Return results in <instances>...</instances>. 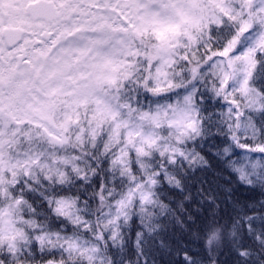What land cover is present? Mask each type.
<instances>
[{"label": "snow or ice", "instance_id": "1", "mask_svg": "<svg viewBox=\"0 0 264 264\" xmlns=\"http://www.w3.org/2000/svg\"><path fill=\"white\" fill-rule=\"evenodd\" d=\"M0 264H264V0H0Z\"/></svg>", "mask_w": 264, "mask_h": 264}]
</instances>
